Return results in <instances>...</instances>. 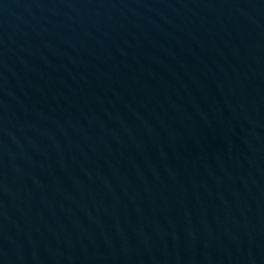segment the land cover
I'll return each mask as SVG.
<instances>
[{
  "label": "water",
  "instance_id": "1",
  "mask_svg": "<svg viewBox=\"0 0 264 264\" xmlns=\"http://www.w3.org/2000/svg\"><path fill=\"white\" fill-rule=\"evenodd\" d=\"M0 264H264V0H0Z\"/></svg>",
  "mask_w": 264,
  "mask_h": 264
}]
</instances>
